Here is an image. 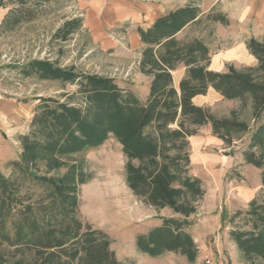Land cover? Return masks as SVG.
<instances>
[{"label":"trees","instance_id":"trees-1","mask_svg":"<svg viewBox=\"0 0 264 264\" xmlns=\"http://www.w3.org/2000/svg\"><path fill=\"white\" fill-rule=\"evenodd\" d=\"M170 10L146 28H137L143 47L139 69L150 77L148 97L121 88L111 76L80 72L50 60L32 59L20 68L24 76L76 85L72 93L38 97L29 134L19 138L21 150L10 161L13 171L29 181L0 172V264H126L109 247V236L77 217L78 186L89 174L76 155L104 143L111 135L125 157V184L139 201L155 211L167 208L171 217L135 237L140 253L155 257L177 252L195 261L198 247L189 227L197 202L204 194L201 180L190 173L188 137L209 125L211 134L229 147L238 133L249 130L236 111L218 117L193 98L211 88L225 99H238L243 108L253 107V128L243 159L260 171V193L245 211L229 219L230 239L247 264L264 262V35L250 38L246 47L255 57L254 67L226 71L209 70V49L199 38L181 39L176 34L197 22L196 0ZM17 0L3 20L7 26L33 17ZM222 24V14L212 16ZM81 25L75 18L63 23L56 36L65 39ZM185 65L175 87L172 71ZM31 187L40 189L33 193ZM238 220V221H236Z\"/></svg>","mask_w":264,"mask_h":264},{"label":"rangeland","instance_id":"rangeland-1","mask_svg":"<svg viewBox=\"0 0 264 264\" xmlns=\"http://www.w3.org/2000/svg\"><path fill=\"white\" fill-rule=\"evenodd\" d=\"M25 1L33 17L10 27L4 25L3 20L8 10L18 5L17 0H0V102H7L4 107L0 106L1 117L15 115L24 120L30 117L31 122L34 108L40 102L38 97L51 96L63 101V93L77 89L76 85L57 80L24 76L20 68L32 59H48L60 67L72 65L80 72L111 76L121 88L132 87L141 96L150 78L138 66L144 45L135 46L132 37L137 25L144 27L141 17H136L138 21L127 14L119 17L110 9H104L107 0ZM137 1L157 3L164 10L188 3L187 0ZM196 3L200 9L199 20L184 29L178 39H201L209 49V70L223 72L228 65L238 70L256 66L246 42L264 35V0H196ZM215 14H222L227 23L214 21ZM75 18L80 19L79 28L65 39L56 36L65 21ZM194 103L208 107L218 117H228L235 110L239 120L249 124V130L238 133L229 147L211 134L209 125L200 127L195 135L188 137L190 173L197 176L204 187L189 227L198 247L196 260L189 261L177 252L170 255L166 251L150 263L203 264L205 256L219 255L225 264H247L230 239L232 224L229 219L234 211H245L248 202L262 187L261 169L246 163L242 153L248 147L254 125L253 107L248 101L241 108L238 99H225L211 88L200 94ZM30 122L9 121V125L29 134ZM11 132L6 136L7 158L17 152L19 155L21 150L20 141L16 140L21 135ZM76 158L84 160L85 172L90 175L78 186L77 217L109 236V247L118 261L137 264L146 253L137 250L135 237L173 214L167 208L155 211L132 193L125 184V157L121 145L111 135L103 144L80 152ZM9 162L0 160V172L22 181V190L29 188V181L17 175ZM30 189L35 194L40 192L38 188L30 186Z\"/></svg>","mask_w":264,"mask_h":264},{"label":"crops","instance_id":"crops-1","mask_svg":"<svg viewBox=\"0 0 264 264\" xmlns=\"http://www.w3.org/2000/svg\"><path fill=\"white\" fill-rule=\"evenodd\" d=\"M181 6H185L183 5V2L179 5V6H174V7H169L167 9L164 10V8L162 6H159L157 3L155 4H146V3H140L137 0H124V1H120L118 2L117 0H107V4L105 6L104 9H110V11H112L113 13H115L116 15L118 14L119 17L120 15L125 16L126 14L129 16H132V18H135V21L137 20V16L141 17L144 21L142 22L144 27L137 25V28H143L146 29L148 28L151 23L153 22L154 19H156L159 16L164 15L166 12H168L169 10H174L177 8H180ZM202 13V12H201ZM200 15V14H199ZM191 24L186 25L185 27H183L181 29V31H179L176 36L178 38V36H180L179 34H181V32L186 29L187 27H189ZM137 28L134 31V33L132 34L133 37V43L134 45H140L142 44L140 36L138 35L137 32ZM185 65L183 64H179L173 71H172V80H173V84L175 87L178 86V83L180 82V79L182 78V76L185 73ZM149 85H150V78L147 81V84L145 86L144 90H141V96L140 98L142 100H145L148 96V92H149ZM128 89L132 90L137 96L138 92L133 89L132 87H129ZM199 96V95H198ZM198 96L193 98V102L196 98H198ZM4 105H7V102H0V106L4 107ZM30 117H28V119H25L23 117H18L15 115H8V118H3L0 116V160L2 161H11L12 159H16L18 152L11 158H7L5 157L7 155L8 152V148H9V143L8 140L6 138L7 135H9L10 133L12 134L11 131H13V133H18L19 136L23 133L22 131L16 130V128H11V126L9 125V121H13V122H18L19 121H23L25 124H27L28 122H30ZM17 141H19V139H16ZM19 143V142H18ZM6 165V163H5ZM170 211V210H169ZM158 224H160V222L158 221L155 225L157 226ZM191 233V231H190ZM192 235V234H191ZM166 254V253H164ZM169 254H174L172 252H169ZM160 256V255H159ZM179 258L183 259L180 255H177ZM156 257H149L146 254L141 255L140 259L138 260L139 262H137V264H155V263H150L151 261H157V259H155Z\"/></svg>","mask_w":264,"mask_h":264},{"label":"built area","instance_id":"built-area-1","mask_svg":"<svg viewBox=\"0 0 264 264\" xmlns=\"http://www.w3.org/2000/svg\"><path fill=\"white\" fill-rule=\"evenodd\" d=\"M203 259V264H225L224 259L219 255L217 257L205 256Z\"/></svg>","mask_w":264,"mask_h":264}]
</instances>
